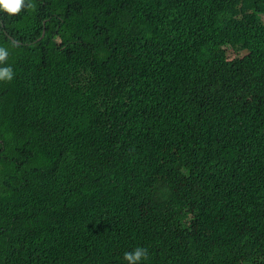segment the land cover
<instances>
[{
	"label": "trees",
	"instance_id": "1",
	"mask_svg": "<svg viewBox=\"0 0 264 264\" xmlns=\"http://www.w3.org/2000/svg\"><path fill=\"white\" fill-rule=\"evenodd\" d=\"M26 2L0 12V264H264V0Z\"/></svg>",
	"mask_w": 264,
	"mask_h": 264
},
{
	"label": "clouds",
	"instance_id": "2",
	"mask_svg": "<svg viewBox=\"0 0 264 264\" xmlns=\"http://www.w3.org/2000/svg\"><path fill=\"white\" fill-rule=\"evenodd\" d=\"M26 7H32V4L27 3L26 0H0V12H6L9 15L18 14ZM8 55V49L0 46V81L11 80L14 75L11 65L4 63ZM148 252L147 247L138 246L131 251H125L123 259L127 261V264H140V261Z\"/></svg>",
	"mask_w": 264,
	"mask_h": 264
},
{
	"label": "rangeland",
	"instance_id": "3",
	"mask_svg": "<svg viewBox=\"0 0 264 264\" xmlns=\"http://www.w3.org/2000/svg\"><path fill=\"white\" fill-rule=\"evenodd\" d=\"M226 48H227L229 58H234L236 56H243L245 54V51L237 53L236 51H234L233 47L231 46H226Z\"/></svg>",
	"mask_w": 264,
	"mask_h": 264
}]
</instances>
